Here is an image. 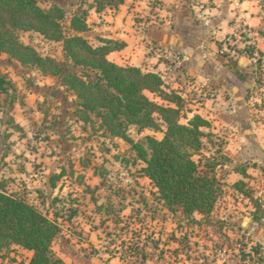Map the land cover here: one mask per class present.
I'll use <instances>...</instances> for the list:
<instances>
[{
	"label": "rangeland",
	"instance_id": "1",
	"mask_svg": "<svg viewBox=\"0 0 264 264\" xmlns=\"http://www.w3.org/2000/svg\"><path fill=\"white\" fill-rule=\"evenodd\" d=\"M36 1L45 9L57 5L65 10L66 19L62 23L65 36L72 34L69 21L74 14L87 12V19L97 23V17L89 11L100 0ZM17 34L22 43L42 56L53 58L67 70L94 76L91 69L75 65L66 56L62 41L48 39L36 31L18 30ZM95 36L90 35V39L95 40ZM241 53L257 58L261 65L257 70L259 81L264 80V58L257 53L254 42ZM40 73L38 68L23 65L0 52V74L13 83V88L0 91V155L10 158L9 161L21 160L20 165H24L25 158L33 170L30 174L1 178L9 192L34 203L60 224V232L52 244L56 253L67 264H142L145 251L151 259L146 264H166L176 252L189 255L191 242L195 243L192 250L196 252V244L199 245L196 218L186 216L181 209L169 211L157 199L155 187L140 178L144 164L137 161L129 143L107 135L95 113L87 111L89 119L82 121L77 115L82 108L80 99L73 92L62 90L60 77L44 78ZM30 88L41 96H28L24 90ZM149 96L163 103L156 94ZM25 107L36 124L29 130L32 156L28 157L24 155L28 153L24 151L26 143L16 151L10 146L13 141L9 143V137H5L10 127L16 129L11 134L26 135L23 129L14 126L10 115L11 108ZM183 109L188 116V108ZM258 115L259 112L254 113ZM157 121L160 130L138 132V127L131 126L129 135L143 142L148 134L161 138L165 124ZM209 132L203 137L202 154L210 162L225 163L228 161L223 153L225 137ZM200 158L195 157L201 168L207 169L208 159ZM225 197L229 193L224 187L220 201ZM31 256L29 251L13 246L0 251V264H28Z\"/></svg>",
	"mask_w": 264,
	"mask_h": 264
},
{
	"label": "crops",
	"instance_id": "2",
	"mask_svg": "<svg viewBox=\"0 0 264 264\" xmlns=\"http://www.w3.org/2000/svg\"><path fill=\"white\" fill-rule=\"evenodd\" d=\"M89 12L97 17L96 24L87 19L89 29L84 33L92 45L105 39L123 42L122 49L110 52V60L161 75L184 98L189 117L199 114L210 122L205 132L226 139L223 153L228 161L219 164L215 174L223 189L228 188L229 197L219 198L209 217L198 211L190 216L196 218L198 250H192L195 243L191 242L189 255L176 252L166 264H264V80L259 81L257 71L261 65L254 56L220 54L241 20L250 26L256 51L264 58V0H124L118 7ZM90 35L96 39L92 41ZM24 91L31 97L40 95L34 88ZM26 109L10 112L14 126L26 135L11 134L16 129L10 127L5 137L13 141L10 146L16 151L26 143L28 153L24 155L28 157L32 156L29 130L36 124ZM3 156L0 177L33 171L25 158L20 165L21 160ZM139 176L151 183L148 177ZM237 183H242L241 190ZM243 244L259 245L263 262L255 253L250 254L252 259L242 260Z\"/></svg>",
	"mask_w": 264,
	"mask_h": 264
},
{
	"label": "trees",
	"instance_id": "3",
	"mask_svg": "<svg viewBox=\"0 0 264 264\" xmlns=\"http://www.w3.org/2000/svg\"><path fill=\"white\" fill-rule=\"evenodd\" d=\"M123 2L100 0L92 8L100 12ZM65 19V10L57 5L45 9L36 0H0V52L23 65L38 68L43 75L60 77L66 90L80 99L85 110L81 108L77 115L82 121L89 119L88 112L95 113L107 135L130 144L137 161L144 164L140 173L150 179L157 199L169 211L181 209L188 217L198 211L209 217L223 190L222 181L215 174L222 163L210 162L201 152L205 145L203 137L210 133L203 128L210 127V122L197 113L185 115L184 98L158 73L110 60V52L122 49L123 42L105 39L100 45H92L84 36L89 29L87 12L72 16L69 36H65L63 29ZM18 30L36 31L48 39L62 41L66 56L75 65L91 69L94 76L89 72L77 74L53 58L38 54L19 40ZM12 86L11 79L0 74V91H8ZM149 93L156 94L165 104L153 100ZM157 119L165 124L161 138L148 134L143 142L129 135L131 126L138 127V132L160 130ZM196 156L208 159L207 169L201 168ZM237 187L241 190L242 183H237ZM254 219L258 216L254 215ZM59 232L57 220L34 203L9 192L0 177V251L16 245L32 252L28 264H67L52 246ZM252 250L258 261L263 262L259 245H253ZM240 254L242 260L252 259L243 249ZM146 259L144 251L142 264H146Z\"/></svg>",
	"mask_w": 264,
	"mask_h": 264
},
{
	"label": "built area",
	"instance_id": "4",
	"mask_svg": "<svg viewBox=\"0 0 264 264\" xmlns=\"http://www.w3.org/2000/svg\"><path fill=\"white\" fill-rule=\"evenodd\" d=\"M236 24L237 26L235 31L226 38L220 50V54L227 58L230 56H241V52L249 48L250 45L253 44L252 30L250 26L246 22H243L241 20L237 21ZM252 246H241L240 248L249 254H254Z\"/></svg>",
	"mask_w": 264,
	"mask_h": 264
}]
</instances>
